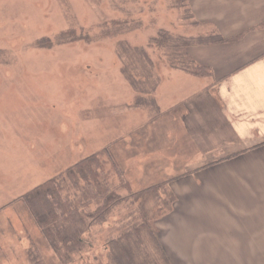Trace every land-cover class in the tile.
<instances>
[{
    "label": "rangeland",
    "instance_id": "obj_1",
    "mask_svg": "<svg viewBox=\"0 0 264 264\" xmlns=\"http://www.w3.org/2000/svg\"><path fill=\"white\" fill-rule=\"evenodd\" d=\"M187 1L0 0V264H114L110 242L143 223L140 240L129 241L133 264H176L162 243L175 195L212 192L175 183L208 154L197 150L201 138L177 136L176 123L151 103L157 86L166 90L160 100L171 96L170 78L181 71L209 74L189 55L216 40L199 39L206 35L192 26ZM161 31L168 41L152 42ZM235 148L216 153V162ZM90 157L101 165L97 184L66 174ZM53 179L50 200L77 210L66 225L85 241L62 249L60 260L20 202ZM108 196L104 219L91 223L97 199ZM199 204L188 197L180 208L195 214Z\"/></svg>",
    "mask_w": 264,
    "mask_h": 264
},
{
    "label": "crops",
    "instance_id": "obj_2",
    "mask_svg": "<svg viewBox=\"0 0 264 264\" xmlns=\"http://www.w3.org/2000/svg\"><path fill=\"white\" fill-rule=\"evenodd\" d=\"M186 9L198 35H206L199 39L216 40L189 55L209 74L181 71L170 78L167 99L157 86L154 108L176 123L177 136L201 138L197 150L208 154L175 183L211 185L212 192L176 193L162 243L176 264H264V0H188ZM233 144L238 155L216 162ZM188 197L200 202L195 214L180 208Z\"/></svg>",
    "mask_w": 264,
    "mask_h": 264
},
{
    "label": "trees",
    "instance_id": "obj_3",
    "mask_svg": "<svg viewBox=\"0 0 264 264\" xmlns=\"http://www.w3.org/2000/svg\"><path fill=\"white\" fill-rule=\"evenodd\" d=\"M157 41L159 42V44H161V42H167L168 32L161 31L158 37L154 39L152 42H157ZM142 57L145 58V54L143 53V51H142ZM184 67H188V66H184ZM186 71L196 77L208 76V73L205 70L202 71L201 68L198 69L195 68L194 70L192 68H189ZM137 101L140 104V100L138 99ZM151 103H152V107H154L155 101L153 100ZM104 152L107 155L106 150ZM237 155L238 154H235L232 155L231 157H236ZM100 166L101 165L96 157L85 158L84 160L77 163L74 166V168H72L71 170L70 169L67 170L66 174L71 175V177L73 178L75 177V171H76L84 182L88 184H90V182L97 184L98 175H99L97 171H99ZM54 182L55 181L53 179L42 183L40 186H37L36 188L31 190L28 194L23 196L20 202L27 209L34 223L39 228L43 238L47 241L51 250L60 260L62 249H64V251H70V252L78 251L80 246L85 245V241L81 240L78 231H70V228L66 225L67 222L72 217H74L75 219V217L77 216V210L72 211V213H68L65 204L60 207L58 204V208L57 207L55 208L54 200L52 201L50 200L51 194L52 192H54L53 189ZM149 192L150 190L142 191L138 194H134V196L136 198H140ZM112 199H113L112 196H108L106 198L103 197V199L101 197V200L97 199L96 203L98 205V208L95 211V215L89 214V216L87 217L91 219V223H95L96 221L102 222L101 220L104 219L103 215L108 210L107 204L111 202ZM144 216H142L143 219ZM77 219L80 218L77 217ZM60 224H64V225L63 227L58 229ZM145 228L147 227L146 224L144 223L140 226H137V224H135L132 226V234L135 235L137 234L136 236L138 237V233ZM132 234L130 232L128 235L122 236L110 242L111 245L109 250V256L111 257L114 264H133L134 256H135V251L133 250V248H135V246L133 242L129 244V241L130 240L132 241L133 239V237L131 236ZM138 240H140L139 237ZM155 242L154 244H156ZM158 247L159 245L158 246L155 245V248H157V250ZM162 256L165 257L164 254H162ZM62 260L65 261V259ZM162 260L165 261V259Z\"/></svg>",
    "mask_w": 264,
    "mask_h": 264
}]
</instances>
